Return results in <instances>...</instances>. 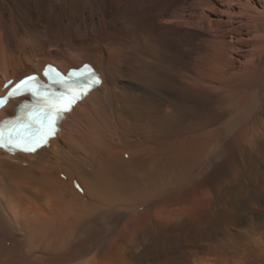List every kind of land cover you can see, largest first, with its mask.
Wrapping results in <instances>:
<instances>
[{"label":"bare ground","instance_id":"bare-ground-1","mask_svg":"<svg viewBox=\"0 0 264 264\" xmlns=\"http://www.w3.org/2000/svg\"><path fill=\"white\" fill-rule=\"evenodd\" d=\"M84 62L49 147L0 150V264H264V0H0V95Z\"/></svg>","mask_w":264,"mask_h":264},{"label":"snow or ice","instance_id":"snow-or-ice-1","mask_svg":"<svg viewBox=\"0 0 264 264\" xmlns=\"http://www.w3.org/2000/svg\"><path fill=\"white\" fill-rule=\"evenodd\" d=\"M45 75H48L47 71ZM50 80V85H41L37 77L29 76L12 87L6 96L0 97V107H4L10 98L25 93L31 94L36 101L32 106L22 105L23 116L0 122V147L6 146V139L8 144H15L21 151H36L54 134L61 114L69 111L79 98L101 84L99 75L87 64L82 71H74L68 77L57 72L55 78L50 77ZM52 85H59L64 91L56 94L51 90Z\"/></svg>","mask_w":264,"mask_h":264},{"label":"rangeland","instance_id":"rangeland-1","mask_svg":"<svg viewBox=\"0 0 264 264\" xmlns=\"http://www.w3.org/2000/svg\"><path fill=\"white\" fill-rule=\"evenodd\" d=\"M54 8V7H53ZM76 46V45H75ZM62 178V176H60Z\"/></svg>","mask_w":264,"mask_h":264}]
</instances>
